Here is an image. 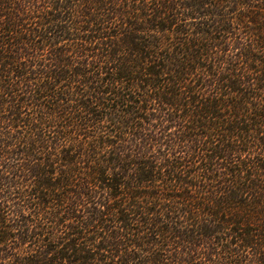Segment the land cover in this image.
Returning a JSON list of instances; mask_svg holds the SVG:
<instances>
[{"label":"trees","instance_id":"16d2710c","mask_svg":"<svg viewBox=\"0 0 264 264\" xmlns=\"http://www.w3.org/2000/svg\"><path fill=\"white\" fill-rule=\"evenodd\" d=\"M0 264H264V0H0Z\"/></svg>","mask_w":264,"mask_h":264}]
</instances>
